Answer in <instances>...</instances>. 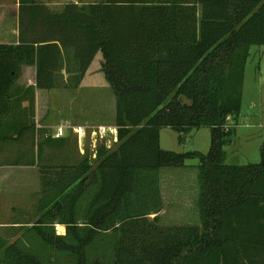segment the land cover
<instances>
[{"label":"trees","instance_id":"obj_1","mask_svg":"<svg viewBox=\"0 0 264 264\" xmlns=\"http://www.w3.org/2000/svg\"><path fill=\"white\" fill-rule=\"evenodd\" d=\"M253 44L264 45V0H100L58 10L19 0L18 42H0V126L24 65L49 90L63 69L79 83L100 51L117 140L98 147L93 167L87 157L46 161L38 144L40 215L3 245L0 264H55L53 256L63 264H264V154L224 163ZM164 127L179 141L208 127V151L161 148ZM192 159L199 223L162 225L159 171Z\"/></svg>","mask_w":264,"mask_h":264},{"label":"rangeland","instance_id":"obj_2","mask_svg":"<svg viewBox=\"0 0 264 264\" xmlns=\"http://www.w3.org/2000/svg\"><path fill=\"white\" fill-rule=\"evenodd\" d=\"M75 1L80 4L100 0ZM69 2L71 1L69 0ZM102 62L101 52L98 51L79 83L71 81L70 74L63 69L57 80L58 86L42 91L43 111H46L47 121L51 124L48 129L51 130L53 129L52 126L56 127L60 123H65L67 131H71L72 127L75 126L78 129L76 133L82 135L83 152L75 150L73 146L69 149V156L72 160L77 159V161L87 157L92 167L95 165L98 147L105 145L109 150L113 149L117 140L114 124L115 97L101 71ZM61 119H63L62 122ZM232 122L230 142L224 146V163L244 165L260 162L262 154H264L263 44L250 46V55L245 68L240 114ZM70 137L72 140H69V145L72 147L75 139L73 136ZM38 140H40L39 135ZM209 144L210 131L208 127L192 130L185 135L182 141L178 140V133L175 130L169 127L160 130V146L166 150L176 152L196 150L206 153ZM10 151H13V144L12 146L10 144ZM8 154L3 156L1 160L9 161L8 158H10L11 153ZM35 156L37 157L36 153ZM196 162V159L187 160L186 166L165 167L159 171L162 207L157 215L160 224L199 223V214L196 207L198 195L196 190V187L198 188ZM12 169L17 173H10L8 178L3 180L0 178V224L4 223L0 226V256L3 245L9 244L19 237L22 231L28 228L26 227L27 224L29 226L34 225L35 217L37 218L40 215L39 212L35 214V209L39 207L38 191L36 190V196L34 197L29 196L28 190L27 196L23 193V187L20 184L17 186L18 183L22 184L21 181L27 179L30 188L34 184L37 187L39 182L38 167L36 170H24L23 172L21 171L23 168L12 167ZM31 183L33 184L31 185ZM28 215H33V217L27 218ZM153 215L151 214V217ZM61 225L63 229H60ZM52 226L57 234H61L65 230L63 224L54 223ZM29 239V237L26 238L29 246L41 250L43 245H39V241L34 240L33 242L32 238L30 241ZM51 260L55 264L65 263L63 257L53 256Z\"/></svg>","mask_w":264,"mask_h":264},{"label":"crops","instance_id":"obj_3","mask_svg":"<svg viewBox=\"0 0 264 264\" xmlns=\"http://www.w3.org/2000/svg\"><path fill=\"white\" fill-rule=\"evenodd\" d=\"M36 1L44 3L52 10H58L64 4L69 3V0H57V2L56 0ZM70 1L77 3L75 0ZM18 17L19 0H0L1 43L18 42ZM35 85V67L32 65H24L21 75L13 87L10 109L7 115L2 119L0 126V178H2V180L8 178L10 173H17L12 167L23 168V170H21L22 172L24 170H36L38 162L34 154H37L38 144H42V141L43 144L40 146L41 156L48 158L46 161L52 163L76 162L77 159L72 160L68 153L69 149L73 148V146L75 150L77 149L79 152H83L82 135L81 133H79L80 135L76 133L78 129H76L75 126L72 127L71 131H67L65 123H60L57 124L56 127L52 126L53 129H48V126H51V124L47 121L46 111H43L44 102L42 99V91H46V89L37 88ZM32 97L33 101L31 99ZM60 121L62 122L63 119ZM67 123L69 122L67 121ZM60 126L63 127L64 132L62 135L56 136L55 132ZM38 135L40 136V140H38ZM70 136H73L75 139L72 147L69 145V140H72ZM10 144L11 146L13 144V151H10ZM8 153H11L10 158H8L9 161H2L1 158L5 155H9ZM41 163H43V161ZM163 169L164 168L161 170ZM21 171L18 172L20 173ZM21 182L22 184L18 183L17 186L20 184V186L23 187V193H25V195L28 196L29 190V196L32 195L35 197L37 191L39 198L42 196L40 193V182H38L39 187H36L34 184L32 188H30V183L27 179ZM32 184L33 183H31V185ZM196 190L198 192L197 187ZM35 210L36 214V212H38V207ZM32 217L33 215H28L27 218ZM37 218L35 217V219ZM2 225H4V223L0 224V226Z\"/></svg>","mask_w":264,"mask_h":264},{"label":"built area","instance_id":"obj_4","mask_svg":"<svg viewBox=\"0 0 264 264\" xmlns=\"http://www.w3.org/2000/svg\"><path fill=\"white\" fill-rule=\"evenodd\" d=\"M63 132H64V131H63V127L60 126V127L57 128V130H56V132H55V135H56V136H60V135L63 134Z\"/></svg>","mask_w":264,"mask_h":264},{"label":"bare ground","instance_id":"obj_5","mask_svg":"<svg viewBox=\"0 0 264 264\" xmlns=\"http://www.w3.org/2000/svg\"><path fill=\"white\" fill-rule=\"evenodd\" d=\"M60 229H63V226H60Z\"/></svg>","mask_w":264,"mask_h":264}]
</instances>
